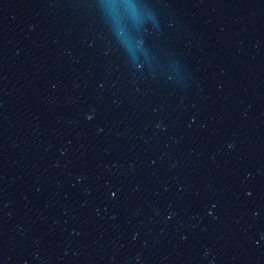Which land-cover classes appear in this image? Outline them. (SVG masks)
<instances>
[{"label":"water","instance_id":"95a60500","mask_svg":"<svg viewBox=\"0 0 264 264\" xmlns=\"http://www.w3.org/2000/svg\"><path fill=\"white\" fill-rule=\"evenodd\" d=\"M0 264H264V0H0Z\"/></svg>","mask_w":264,"mask_h":264}]
</instances>
